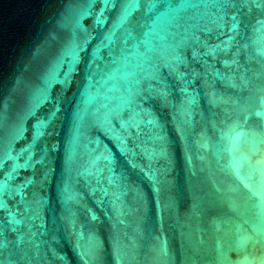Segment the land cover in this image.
Here are the masks:
<instances>
[{
    "label": "water",
    "instance_id": "water-1",
    "mask_svg": "<svg viewBox=\"0 0 264 264\" xmlns=\"http://www.w3.org/2000/svg\"><path fill=\"white\" fill-rule=\"evenodd\" d=\"M0 264H264V0H0Z\"/></svg>",
    "mask_w": 264,
    "mask_h": 264
}]
</instances>
